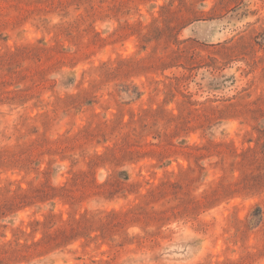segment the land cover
I'll list each match as a JSON object with an SVG mask.
<instances>
[{"label": "rangeland", "instance_id": "374dc122", "mask_svg": "<svg viewBox=\"0 0 264 264\" xmlns=\"http://www.w3.org/2000/svg\"><path fill=\"white\" fill-rule=\"evenodd\" d=\"M0 264H264V0H0Z\"/></svg>", "mask_w": 264, "mask_h": 264}]
</instances>
